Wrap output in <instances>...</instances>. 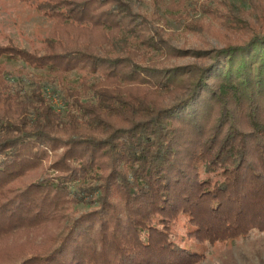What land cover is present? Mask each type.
<instances>
[{"label":"trees","instance_id":"1","mask_svg":"<svg viewBox=\"0 0 264 264\" xmlns=\"http://www.w3.org/2000/svg\"><path fill=\"white\" fill-rule=\"evenodd\" d=\"M17 1L50 26L41 46L0 42L32 69L0 66V264H196L187 238L264 231L262 1L199 2L258 24L210 49L170 45L129 0ZM186 56L207 61L164 62Z\"/></svg>","mask_w":264,"mask_h":264},{"label":"rangeland","instance_id":"2","mask_svg":"<svg viewBox=\"0 0 264 264\" xmlns=\"http://www.w3.org/2000/svg\"><path fill=\"white\" fill-rule=\"evenodd\" d=\"M223 1L241 6L246 11L251 7L244 0ZM260 1L264 5V0ZM171 2L178 6L179 10L177 12L180 15L186 14L188 19L195 21L202 27L197 26L196 29L190 30L178 20L172 19L169 16L172 12L168 6ZM199 2L210 4V6L221 3L219 0H215V2L213 0H129L132 9L146 14L154 26L161 28L163 36L167 38L169 44L175 47L217 48L227 42L245 39L251 31V26L258 27L257 21L248 14L240 16L248 21L250 20V28L237 29L235 25L223 24L217 19H212L205 10L199 8ZM219 7L222 11H226L228 5L224 3L220 4ZM49 26L50 21L34 7L17 0H0V42H5L7 38H11L19 45L41 46L43 38L48 33ZM206 61V59L186 56L164 62L203 63ZM0 66L6 67L12 73H17L21 69V71H25L23 68L32 70L29 67H23L19 62L6 59H0ZM91 206V203L75 205L70 214L75 217ZM177 220L176 232L177 235H181L186 228L182 226L181 216ZM185 241L195 243L196 250L203 251L205 254L203 259L196 264H264V231L253 230L246 236L211 243H197L194 239L189 238Z\"/></svg>","mask_w":264,"mask_h":264}]
</instances>
